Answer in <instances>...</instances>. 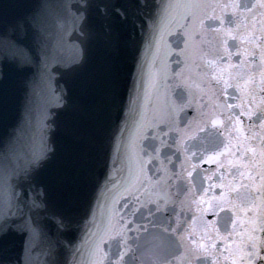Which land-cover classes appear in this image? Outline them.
<instances>
[{"label": "snow or ice", "instance_id": "6c2138e0", "mask_svg": "<svg viewBox=\"0 0 264 264\" xmlns=\"http://www.w3.org/2000/svg\"><path fill=\"white\" fill-rule=\"evenodd\" d=\"M217 9L220 16L215 15ZM227 9H231L230 23L235 28L205 23L219 21L223 25ZM92 16L108 21L109 34L114 26L130 27L134 41L138 32L153 56L167 55L166 37L176 30H183L186 38L180 55H186L194 36L199 35L207 50H195L207 71L197 73L198 79L193 80L186 55L185 87L190 97L193 87L207 96L210 110L198 106L197 117L181 132L178 150L184 137L194 138L190 135L193 131L222 135L210 132L209 125L228 135L221 141L222 149L213 155L189 156L185 146L182 173L169 176L164 170L165 176L153 181L146 174L147 165L158 158L160 149L149 153L143 141L149 138V130L156 138L158 125L153 126L154 121L149 122L141 110L135 95L136 75L125 103L119 75L112 66L89 73L79 95L71 88L59 93L60 108L66 113L59 134L50 127L51 134L41 140L37 150L23 153L19 129L0 138V264H34L32 255L40 248H46L49 256L58 250L72 253V259L64 264H264V237L256 235L264 234V122L257 134L251 125L246 130L241 120L244 116L252 119L253 112L243 100L256 103L257 76L259 90L264 93V0H56L45 5L40 14L19 18L11 26L12 35L8 28L0 30V65L18 69L36 66L41 77L61 69L66 75H79L88 64L84 44ZM69 17L79 44L73 59L64 62L55 54L50 38L66 29ZM29 36L38 41V53L25 42ZM229 39L236 42L235 55L241 57L238 64L231 63ZM257 55L258 64L254 63ZM225 59L228 62L222 64ZM177 75L183 79L185 70ZM158 78V73L149 75L145 102ZM213 82L223 88L217 92ZM229 88L240 94V104L220 99L227 97ZM190 104L191 100L188 104L173 100L168 105L170 127L178 129L174 117ZM260 105L264 106V98ZM224 114L226 122L218 118ZM252 141L258 143L254 146ZM193 158L215 165V170L203 177L207 187L201 184L197 189L188 182L181 206L189 210L195 206L191 224L185 228L187 221L177 217L173 226L171 219H161L172 199L170 195L161 197L159 189L174 177L181 179L183 173L191 177L199 167L192 163ZM123 159L133 165L127 179H121ZM209 214L216 219H205ZM144 237L154 242L150 249L145 250L141 243ZM14 249H18L17 255L12 256Z\"/></svg>", "mask_w": 264, "mask_h": 264}, {"label": "water", "instance_id": "95a60500", "mask_svg": "<svg viewBox=\"0 0 264 264\" xmlns=\"http://www.w3.org/2000/svg\"><path fill=\"white\" fill-rule=\"evenodd\" d=\"M56 0H0V30L8 28V34L12 35L11 26L21 17H30L34 14H40L44 11L45 5L55 3ZM75 2V0H71ZM207 3H230L231 0H206ZM254 3L255 0H250ZM209 14L211 10H209ZM216 16L221 15L219 9L215 12ZM225 23L220 25L219 21L212 22L206 20L205 23H212L213 27L220 28H235L234 23H230L233 17L231 9H227L223 13ZM250 23V22H249ZM108 21L103 18L92 16L89 20L87 31L89 38L85 41L84 46L88 53V64L79 75H66L63 69L60 72H50L49 76L41 77L40 71L36 66L30 69H18L12 65H0V76L3 77L0 83V138L6 135L11 136L20 130V150L21 152H28L37 150L40 142L51 134L49 128L57 130L59 134L65 120L66 113L60 108V101L58 99L61 90L73 89L76 95H79L81 87L84 85L89 73L101 72L106 66L110 65L119 75L120 94L123 101L128 100L129 89L133 87V75L137 77L136 85L137 91L135 95L139 97L138 103L141 110L146 112V117L149 122L158 125L155 131V139L152 138L153 132L149 130L148 139L143 141L144 147L149 153L153 148H159L160 152L157 154L158 158L154 159L151 164L147 165V176L153 181L161 179L165 176V171L169 176L173 173H182L181 163L185 157V146L187 147V154L191 156L196 153L199 157L205 152L204 141L200 138L204 132L193 131L190 135L194 138L189 139L184 137V142L179 144L177 141L181 139V132L185 129L189 121L197 117L198 106L202 107L205 112L210 109L208 107L209 100L207 96H201L200 93L192 88L193 95L189 96V91L185 87L188 82V72L186 70V55L190 58L189 66L192 72L193 80L198 79L197 73L207 71L203 67V62L200 59V54L195 50L202 48L207 50V44H201V37L194 36V40L186 55H180L185 49V36L183 30H176L170 36L166 37L168 48L170 51L165 56L163 52L153 56L145 47L143 40L139 33H136V39H130L131 28H121L114 26L113 31L109 34L107 29ZM78 33L73 32L71 17L67 20L66 29H61L59 34L53 33L50 38V43L53 46L55 54L61 61L70 62L76 54V46L79 44L77 39ZM208 39H211L209 35ZM32 47L34 53L39 52L38 41L31 36L25 41ZM236 42L228 40L229 51L233 52L231 63L238 64L241 57L235 55ZM256 62H259L257 55ZM137 62L140 68H137ZM227 59L221 61L222 64L227 63ZM185 70V76L181 79L177 74ZM158 73L159 78L156 81V88L149 89V97L147 102L144 100V89L147 87L149 75ZM212 87L219 92L223 85H217L213 82ZM255 97L257 105L261 101L262 92L259 89V77H256ZM239 93L234 88L227 90V97L221 96V100L228 99L229 103L240 104L241 99ZM175 100L177 103L191 104L186 106L182 112L175 115L174 119L178 123V129L175 125L170 127L171 119L168 112V105ZM248 104L252 110L255 104L249 102L247 98L243 100ZM146 104V107H143ZM238 114L237 110H235ZM226 114L219 116L221 120H225ZM226 122V120H225ZM211 132V125L208 126ZM246 128V127H245ZM224 137L228 135L224 129ZM205 135H207L205 133ZM163 141V143H161ZM218 137H213L211 142L207 145V154L213 155L216 148L219 146ZM147 159V157H145ZM223 159V157H221ZM123 172L121 179H127L129 169L133 166L127 159H123ZM192 163H198L199 167L188 177L186 173L182 174V178L177 180L175 177L167 181V186L161 184L159 195L161 197L171 196L172 202L169 203L166 212L160 214L161 219L167 222L171 219L173 226L177 217L184 222L183 227L187 228L191 224V218L195 212V206L189 210L187 206H181V201L184 199V192L187 184L190 181L196 188L201 184L204 187L208 186V182L203 179L205 175H211L215 170V165L201 163L199 160L193 158ZM101 174L103 169L100 170ZM219 173H217V176ZM214 181L216 178L214 177ZM219 189H216V194H219ZM174 209V211H173ZM199 215V213H196ZM207 220L216 219L212 215L205 217ZM222 223V222H221ZM223 231V229H222ZM235 239V237H234ZM231 242V241H229ZM144 244L145 250L150 249L153 241L150 237H144L141 240ZM223 244L221 243V248ZM17 250L12 251V256L17 255ZM175 251V250H173ZM175 255H179V251H175ZM79 255L75 259L79 260ZM72 259V253L66 250H58L55 256L47 255L46 248L37 249L32 255L34 264H45L47 260L49 264L56 261L57 264H64L66 260ZM169 259L174 260L173 256Z\"/></svg>", "mask_w": 264, "mask_h": 264}]
</instances>
